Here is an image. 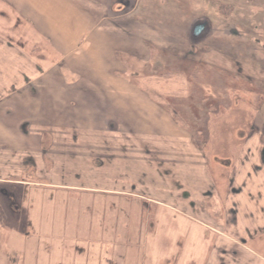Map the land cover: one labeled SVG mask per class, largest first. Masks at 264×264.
I'll return each mask as SVG.
<instances>
[{"label": "rangeland", "instance_id": "rangeland-1", "mask_svg": "<svg viewBox=\"0 0 264 264\" xmlns=\"http://www.w3.org/2000/svg\"><path fill=\"white\" fill-rule=\"evenodd\" d=\"M79 1L90 18L105 15L136 39L137 64L128 69L169 121L139 117L141 122L121 123L116 136L76 133L74 144L66 129L33 128V141L42 143L43 155L36 151L35 158L41 174L22 166V159H9L13 165L0 180L45 185L53 176V183L75 185L0 186V264H203L204 236L179 210L192 212L190 204L202 202L200 218L209 231L232 239L226 226L232 203L238 207L236 230L254 226L258 203L263 208L264 142L258 134L247 139L252 128L264 131L263 0ZM59 14L64 20L67 13ZM20 19L0 0V59L23 54L50 63L49 43ZM202 22L207 26L195 35ZM87 25L84 20L82 31ZM9 125L0 115V137ZM3 155L0 163L7 160ZM233 171L234 187L242 192L226 195ZM13 189L21 202L15 204L19 220L9 213ZM167 196L173 197L169 208L163 207ZM29 228L36 233L25 235ZM224 235H217L218 246H230ZM253 244L235 250L249 264H263L264 249Z\"/></svg>", "mask_w": 264, "mask_h": 264}, {"label": "crops", "instance_id": "crops-1", "mask_svg": "<svg viewBox=\"0 0 264 264\" xmlns=\"http://www.w3.org/2000/svg\"><path fill=\"white\" fill-rule=\"evenodd\" d=\"M3 1L20 16L22 25L27 24L29 28H33L35 35L49 43L54 56L48 60H52L50 63L43 62L42 60L47 58L41 57L36 58L37 63L33 62L23 54H19L18 57L15 55L14 58L1 57L0 59V109L4 110L0 115L10 122L0 137L2 140L0 154H4L3 159H7L0 163L4 167L0 172L7 173L11 169L13 165L11 160L22 159L19 163L25 166L24 159L30 156L32 160L30 165L41 173L40 161L35 158L36 151L39 157L42 154V143L41 139L34 142L32 137L34 136L33 128L40 125L50 124L55 129L59 128L60 131L66 129L69 131L67 133L69 137L77 138L79 136H75L76 133L85 132L102 134L106 137L107 135L108 137L116 136L121 133L120 124L123 122L129 124L138 123L141 120L149 122L152 118L155 120L160 117V120L156 121L168 124L169 120L165 118L163 111H160L147 95L143 96V92L138 88L134 81L138 78L137 72L128 69L137 64L136 39L127 34V36L121 34L120 29L105 15L90 18V15L84 11L82 6L84 4L79 0ZM261 3L264 7V0ZM61 12L67 13L64 20L59 14ZM79 15L82 18L77 19ZM84 20L88 25L82 31L81 26L84 25ZM65 26L78 27V30L67 32ZM157 109L162 113L159 114ZM139 117L143 118L140 120ZM23 125L26 126V134L22 131ZM152 135H160V133ZM52 167L57 172V164ZM53 180L52 176V182L45 185L34 181L0 180V186L12 185L27 188L44 186L51 189H63V187L75 185L62 181L53 183ZM60 180L68 181L62 178ZM77 185L81 186L79 183ZM15 193L16 190L10 194L9 203L13 206L9 209V213L15 212L14 216L19 220L21 210H18L15 204H21V202H17L18 196ZM170 198L173 197L165 198L166 203L163 207L169 208L166 204L170 202ZM49 202L53 203V198L50 197ZM261 205L258 203L259 208L262 207ZM191 208H193L191 213L178 210L180 217L192 225L193 231L199 236H204L206 252L203 264H219L217 235L225 234L224 240L234 247L240 246L239 240L234 237L230 239L228 233L217 232L214 229L212 230L217 233L212 234L207 223L200 218V213L194 207ZM261 211L262 216H259L256 224L253 223L255 228L261 230L260 237L246 240L247 243L241 248L246 249L249 244L257 243V246H260L259 250L264 249V201ZM242 229L237 230L243 234ZM29 230L30 228L24 231L25 235L36 233L34 230L33 233L27 232ZM232 230L229 227V231ZM242 234L239 236L246 239ZM249 262L241 260L237 264H249Z\"/></svg>", "mask_w": 264, "mask_h": 264}, {"label": "flooded vegetation", "instance_id": "flooded-vegetation-1", "mask_svg": "<svg viewBox=\"0 0 264 264\" xmlns=\"http://www.w3.org/2000/svg\"><path fill=\"white\" fill-rule=\"evenodd\" d=\"M118 4H123L121 3L119 0H118ZM125 6V4H124ZM232 9V8H231ZM204 31V29L202 30V32ZM201 32V33H202ZM22 131L23 133H27L26 132V126L23 125L22 127ZM255 134H258L260 135V140L264 142V131H259V130H255V128H252L250 130V135L247 136V139L250 140V138L255 135ZM67 137V135H66ZM71 139V143L74 144L75 143V139L74 137L70 136L69 137ZM263 150V158L264 159V149ZM248 153H250L248 151ZM43 155V153H42ZM99 161V160H98ZM264 162V160H263ZM103 163V162H102ZM101 163V165H103ZM30 165L32 164V160H31V157L30 156H27L25 159H24V165ZM245 164V163H244ZM244 164L242 163V166L244 167ZM228 165V164H227ZM53 166H55V164H53ZM100 167V166H99ZM228 167V166H226ZM42 171V170H41ZM56 172V171H55ZM41 174V173H40ZM58 173L56 172L55 176H57ZM230 178V179H229ZM228 178V189H227V194L226 195H235V194H239L242 192V189L240 186H238L237 188L234 187V171L232 172V176L230 175V177ZM246 183V182H245ZM82 185V184H80ZM245 184L243 183V185L241 186H244ZM240 187V188H239ZM239 188V189H238ZM206 193H202L201 197H205V198H209V197H212V194L209 195V196H206L205 195ZM225 195V196H226ZM183 200H187L188 197H187V194L184 193L182 194V197H181ZM201 204V205H199ZM191 207H194L200 214H203L205 212L204 208L202 207V202H199L198 204H194V203H191L190 204ZM231 209L230 211L228 212V214L230 215L231 219L230 221L226 222V226L228 227H232L234 228L232 231H233V237L236 239L239 240V245L240 247H243V245L245 246V244L247 243V241L250 239V240H253L254 238L256 237H260L261 235V230L259 228H255L254 227H247V228H243V234L245 235L246 239L244 237H240L239 234L240 232L238 230H236V226H237V221H238V217H237V209L238 207L236 206L235 203H232L231 205ZM237 207V208H236ZM262 208H258V213H259V216H262ZM251 218H253V213H251L250 215ZM251 233V234H250ZM247 240V241H246ZM238 250H235V247L234 246H219L218 249H217V256H218V260H219V264H237L239 262H241L242 258L239 257L238 255Z\"/></svg>", "mask_w": 264, "mask_h": 264}, {"label": "water", "instance_id": "water-1", "mask_svg": "<svg viewBox=\"0 0 264 264\" xmlns=\"http://www.w3.org/2000/svg\"><path fill=\"white\" fill-rule=\"evenodd\" d=\"M205 24H200L195 26V30H194V34L197 35V33H199L201 30L204 29Z\"/></svg>", "mask_w": 264, "mask_h": 264}]
</instances>
